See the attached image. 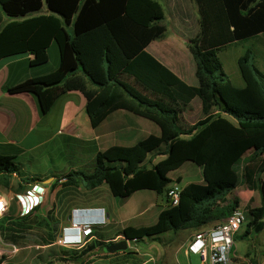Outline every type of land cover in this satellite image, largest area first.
<instances>
[{
  "label": "trees",
  "instance_id": "obj_1",
  "mask_svg": "<svg viewBox=\"0 0 264 264\" xmlns=\"http://www.w3.org/2000/svg\"><path fill=\"white\" fill-rule=\"evenodd\" d=\"M195 2L200 30L188 41L198 80L192 85L147 50L168 31L160 0H0V12L10 18L0 17V60L32 53L34 64L46 63L54 41L60 57L57 69L15 85L5 84V91L33 94L41 113L46 114L62 94L77 90L87 98L93 127L121 109L160 127V135L99 151L90 173L72 170L58 177H80L87 189L106 183L116 197H130L141 190L165 195L167 206L155 224L122 230L133 243L226 219L237 209L234 204L225 205L227 196L242 184L257 190L261 203L248 208L251 220L241 238L264 222V72L248 49L238 60L245 85L237 87L219 57L229 46L264 33V0ZM44 6L49 13L35 14ZM196 97L201 99L204 117L183 128L174 104L189 103ZM159 155L165 157L155 161ZM186 161L201 168L204 182L187 184L180 203L170 206L167 192L173 179L169 173ZM18 171L13 157L0 152V184L9 185ZM39 181L42 179L22 177L19 190ZM29 215L21 220L1 218L3 240L26 243L38 226L47 230V238L36 243L54 245L59 221L52 216L30 220ZM91 233L98 238L85 243L79 254L76 249L62 251L67 259L77 262L96 248L109 253L107 246L112 241L105 242L103 234L93 229Z\"/></svg>",
  "mask_w": 264,
  "mask_h": 264
},
{
  "label": "crops",
  "instance_id": "obj_2",
  "mask_svg": "<svg viewBox=\"0 0 264 264\" xmlns=\"http://www.w3.org/2000/svg\"><path fill=\"white\" fill-rule=\"evenodd\" d=\"M165 1H171V5L168 8L170 16L165 10V23L168 26V31L163 38L153 40L147 50L185 80L183 65L178 61L174 49L179 35L174 33V35L169 36L168 34L175 30V26L178 29L186 27V24L191 20L190 9L191 11L192 9H197L198 11L197 4L195 0ZM160 2L162 3L161 0ZM162 5L164 6L163 3ZM46 13H49V11L47 6H44L40 12L35 14ZM0 17L6 20L10 19L3 12H0ZM194 18L196 21L198 20V17L195 16ZM170 21L173 22V26L169 25ZM192 24L195 26V23ZM50 49H53L56 54V62L52 66L50 65ZM49 50V60L42 64H34L32 62L35 58L32 53H21L0 60V152L13 157V162L19 167L18 173H14L9 185L0 184V195L8 201V210L1 218H7V221H9L11 218L21 220L25 217L21 212V203L17 198V194L32 188L33 184L23 185L24 189L22 191L19 190V185L22 177H36L42 179V181L36 183L44 187L42 191L44 200L30 212L28 216L30 220L37 217L47 219L52 216L59 221L57 233L59 237H61L64 227L69 226L73 219L83 222L94 220L92 221L94 223L92 227L99 226L102 230H106L112 224L114 226L120 225L121 229L114 233H102L105 242L119 241L124 238L121 232L128 225H124L123 222H126L125 217L115 210L114 206L101 199L102 192L108 191L107 184L103 183L95 189H87L80 177H74L73 179L58 177L72 170H82L90 173L94 169L96 155L99 151H104L113 145L132 146L151 134L160 135L161 129L155 122L122 109L113 112L100 125L93 127L87 112V98L82 92L77 90L62 94L52 108L46 114H42L38 101L33 94L29 92L10 93L3 89L5 84L15 85L28 78L43 75L57 69L60 57L58 45L55 41L52 42ZM130 80L143 89L144 86L142 84L134 81L133 78ZM190 84L195 85L194 83ZM197 98L199 97L194 98L189 104L191 105ZM197 101L196 111L197 107H200V119L204 117V114L202 112L201 99L199 98ZM192 110V107H184L183 111H180V125L184 124L183 128H189L196 122L193 121L194 118L191 116ZM177 178H181L182 181L181 176ZM199 182L203 183L204 180L202 179ZM242 192L246 194V198L243 201L245 210L248 211L247 208L260 205L259 192L250 190L243 184L233 191L234 196L233 193L227 196L225 205L234 204L236 208H241L240 194ZM86 193L92 194L85 199L79 198L81 194ZM13 198L17 199L20 206L17 214L11 212V200ZM99 212H101V216L96 215ZM64 216L66 219L65 223L60 219ZM224 219L214 220L200 229H193L187 237H184L179 231L175 232L176 236L174 239L169 236L165 240V244H171L170 248L174 247L169 249V252L173 251L176 253L175 261L171 257L169 262H160L167 254L166 250V253L164 252L160 255V258L162 257L160 260H157L147 252L134 250V253L138 254L137 256L141 259L139 264H177V262L181 264L182 257L196 255L199 258L197 254L189 251V244L192 242L194 234L198 231L212 228L220 224ZM250 220L241 226L235 236L232 264H236V261L241 258L236 251V241L246 232ZM243 227H245L244 232L242 231ZM67 232L69 231L67 230ZM45 233L42 232L41 237L47 238ZM97 238L96 235H90L79 246H64V249L71 251L76 249L79 254L85 243L93 242ZM4 244H6V241L0 235V254L5 250ZM8 244L17 247L16 251H12L14 253L12 256L13 261L8 264H44L40 258H37L38 253L32 259L27 260L24 258L27 253L30 254L33 251V247L48 248L51 246L49 244L38 245L36 242L33 245L25 242H19L18 244L8 242ZM128 249L133 251L130 247ZM127 250L109 252L108 254L103 253L106 257L108 256L106 258L108 262L105 261L102 264H113L110 262L112 258H114V264H116L117 258L127 261L130 257V254H127ZM73 263L97 264L95 261L90 263L81 262L80 259L77 262L73 261ZM244 263L247 264L246 262ZM125 264L128 263L126 262ZM253 264L256 263L253 262Z\"/></svg>",
  "mask_w": 264,
  "mask_h": 264
},
{
  "label": "rangeland",
  "instance_id": "obj_3",
  "mask_svg": "<svg viewBox=\"0 0 264 264\" xmlns=\"http://www.w3.org/2000/svg\"><path fill=\"white\" fill-rule=\"evenodd\" d=\"M164 4L165 10L167 11L168 16L169 15V6L171 5V1L166 2L165 0H161ZM190 21L186 24L185 28L178 29L175 26V30H172L171 34H168L169 36L178 34L179 37L177 38V45L174 47L176 51V56L178 58V61L180 64L183 65V74L185 75V81L187 83H194L195 85L198 84V80L196 78V63L189 52L188 49V41L190 39L196 38L199 34V22L198 20L194 18L195 16L199 19V13L197 9H190ZM192 18H194L192 20ZM195 23V26L192 24ZM171 26H173V22L170 21ZM169 38V37H168ZM248 49H250L260 68L264 72V33L258 35L257 37L250 38L246 41H243L238 44H234L232 46H229L228 48L222 50L219 52L220 60L223 64V67L226 71V73L229 75L232 83L237 87H243L245 85L244 79L241 75L240 68L238 65V60L240 56H242ZM49 53L51 55V61L50 65L52 66L54 62H56V54L54 53L53 49L49 50ZM144 93L148 94L150 96H153V93L143 88ZM199 100V98H197ZM193 101V103L190 105L189 103L184 102H177L174 104L176 108L179 110V112L184 107H192L193 110L191 112V116L194 118L193 121H197L199 117H201V110L200 107H197L196 111V104L198 101ZM184 127V124L182 125ZM164 155H159L155 159V161H158L162 158H164ZM150 165V164H149ZM170 177L173 179V182H177V177L181 176L182 181L179 182L180 186L183 188L189 183H200L203 179L202 171L200 167H198L195 163L191 161H186L181 167L178 169L172 170L169 173ZM242 179V177L240 176ZM108 186V185H107ZM92 193H86L81 194L79 198H87ZM101 199L105 200L109 205L114 206L115 210H117L123 217H125L126 222H123L124 225L128 226H135V227H142V226H150L155 224L157 221L159 212L161 209L165 208L167 206V199L166 196L163 194H158L153 190H141L138 192H135L130 197H116L112 194V192L109 189L107 192H102ZM246 194L243 192L240 194L241 208L245 210L244 206V199ZM234 196V193H233ZM12 209L11 212L17 214L20 206L16 198H13L11 200ZM248 209V208H247ZM247 218L248 220L251 219L249 212L246 210ZM55 215V214H54ZM61 221H66L65 216L63 218H60ZM71 225V224H70ZM95 231L98 233H104V234H110L114 233L118 229H121L120 225L114 226L112 224L109 228L106 230H102L99 226L92 227ZM61 231V230H59ZM193 229H183L179 230V233L182 234L184 237H187L189 233H191ZM242 231H245V227H243ZM45 233L47 235V230L45 228H40L38 226L34 227V229L30 233V238L26 242L27 244L31 243L32 245L35 244V242L42 239L41 233ZM62 234H64V229L62 230ZM92 233L86 236L84 242L86 239H88V236H90ZM175 238V232L168 231L166 233H163L159 235L158 239L153 240L151 238H146L144 240H141L138 243H133L130 241V248L133 250L130 254L129 259L127 261L123 260L122 258H117L116 264H125L126 262L128 264H139L141 262V259L137 256L138 254L134 253V250H138L139 252H147L153 257H155L157 260H160V255L167 251V254L161 259V263L165 261H171L176 260V253L175 252H169V249H173L174 247L170 248L171 244H165V240L168 239V237ZM60 237L57 235V240L55 242V245H52L48 248H41V247H33V251L31 253H27L24 259H32L35 254L37 255V258H40V260L44 264H74L72 260L67 259L69 256L62 253L64 249V246H62L58 239ZM95 240V239H94ZM93 240V241H94ZM83 242V243H84ZM10 243V242H9ZM178 244V243H177ZM134 245V247H133ZM79 246V245H77ZM76 246V247H77ZM4 251L0 254V264H8L13 261V246L12 244H6L3 245ZM133 247V248H132ZM166 247V248H165ZM130 250V249H128ZM236 251L241 258H239L236 261V264H242L246 262L247 264H264V228L260 231L254 230L251 235H249L247 238H240L236 241ZM34 252V253H33ZM166 253V252H165ZM233 255V254H232ZM108 257V256H107ZM105 255H103L99 249H94L93 251L89 252L82 258H80L81 261H84L85 263H90L95 261L97 264H102L105 261L108 262V260ZM114 264V258L110 260ZM177 262V261H176ZM153 264V263H149ZM178 264V262H177ZM181 264H200L199 258L196 255H191V257H182L181 258Z\"/></svg>",
  "mask_w": 264,
  "mask_h": 264
},
{
  "label": "built area",
  "instance_id": "obj_4",
  "mask_svg": "<svg viewBox=\"0 0 264 264\" xmlns=\"http://www.w3.org/2000/svg\"><path fill=\"white\" fill-rule=\"evenodd\" d=\"M44 187L38 183L23 193H18L17 198L21 203L22 214H29L40 205L44 196ZM182 187L179 182H173L169 186L167 196L168 204L175 206L180 203ZM8 210V201L0 195V219ZM101 216V212L96 213ZM94 220L83 222L73 219L71 225L64 227V234L58 239L62 246L82 244L87 235L92 232ZM248 221L246 210L235 209L220 224L207 230L198 231L194 234L192 242L189 244V251L195 253L200 258V264H232V250L235 243V236L241 226ZM67 230L69 232H67ZM12 251L17 247L12 245Z\"/></svg>",
  "mask_w": 264,
  "mask_h": 264
},
{
  "label": "water",
  "instance_id": "obj_5",
  "mask_svg": "<svg viewBox=\"0 0 264 264\" xmlns=\"http://www.w3.org/2000/svg\"><path fill=\"white\" fill-rule=\"evenodd\" d=\"M263 228H264V222H260L258 226H256L255 230L260 231ZM129 242L130 240L124 235V238H122L121 240L111 242L107 246V250L111 253L117 252V251H125L130 247Z\"/></svg>",
  "mask_w": 264,
  "mask_h": 264
}]
</instances>
